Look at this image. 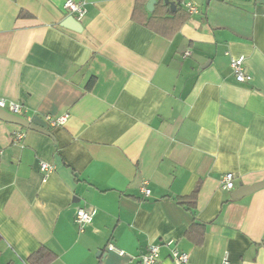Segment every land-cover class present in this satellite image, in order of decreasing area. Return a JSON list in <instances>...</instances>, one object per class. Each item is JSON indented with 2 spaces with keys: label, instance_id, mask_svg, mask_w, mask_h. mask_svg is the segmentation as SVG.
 I'll list each match as a JSON object with an SVG mask.
<instances>
[{
  "label": "crops",
  "instance_id": "crops-1",
  "mask_svg": "<svg viewBox=\"0 0 264 264\" xmlns=\"http://www.w3.org/2000/svg\"><path fill=\"white\" fill-rule=\"evenodd\" d=\"M65 1L0 0V99L47 131L0 120V264H264V185L231 198L264 184V0H74L80 32Z\"/></svg>",
  "mask_w": 264,
  "mask_h": 264
},
{
  "label": "built area",
  "instance_id": "built-area-1",
  "mask_svg": "<svg viewBox=\"0 0 264 264\" xmlns=\"http://www.w3.org/2000/svg\"><path fill=\"white\" fill-rule=\"evenodd\" d=\"M185 7L189 14L198 13V9L196 5L192 2L185 3ZM63 11L72 16L76 21H80L86 14L85 3L83 1H74V0H66L62 6ZM230 69L235 76L238 82H248L251 80L250 76L244 73V57H236L231 58L230 60ZM0 109L7 112L8 114L14 115L16 117L21 118L24 109L23 107L14 102H6L3 99H0ZM47 122L52 125H61L65 122L66 117H61L58 119H51L49 117L46 118ZM24 133L17 132L13 137L14 142H19L23 139ZM39 172L43 177L47 176L51 171H53V166L47 162L41 161L39 162ZM233 180L234 176L231 173H226L223 175L220 187L222 190L230 191L233 189ZM142 193L147 196L149 195V190L142 188ZM96 211L94 209H84L79 208L76 210L74 214V223L79 227V230H83L87 225L92 222V219L95 215ZM167 247L170 248L171 258L175 264H186L188 261V255L186 253L180 252L177 248L173 247V242H167ZM109 250L117 252L118 254H122L121 251L116 250L112 245H109ZM158 260V246L150 245L147 248V252L139 258V264H157ZM222 264H229L227 255L224 256L222 260Z\"/></svg>",
  "mask_w": 264,
  "mask_h": 264
},
{
  "label": "water",
  "instance_id": "water-1",
  "mask_svg": "<svg viewBox=\"0 0 264 264\" xmlns=\"http://www.w3.org/2000/svg\"><path fill=\"white\" fill-rule=\"evenodd\" d=\"M155 3V0H149L147 3V10L151 11L153 8V5ZM165 4H169L170 9L173 10L174 9V5L172 3H170L168 0H165ZM61 26L67 29H71L73 31L76 32H80L82 29L81 24L76 21L72 16H68L67 18H65L62 23ZM0 120L10 123V124H14L17 126H20L22 128L25 129H30V130H34L43 134H47V131L41 127H38L36 125L30 124L28 121H26L25 119L16 117L14 115L8 114L7 112L3 111L0 109ZM264 184H255L253 186H239V188H237L232 194H231V198L232 199H239L245 195H248L250 193H253L254 191L260 189L261 187H263Z\"/></svg>",
  "mask_w": 264,
  "mask_h": 264
},
{
  "label": "trees",
  "instance_id": "trees-1",
  "mask_svg": "<svg viewBox=\"0 0 264 264\" xmlns=\"http://www.w3.org/2000/svg\"><path fill=\"white\" fill-rule=\"evenodd\" d=\"M162 1L163 0H159V2L160 3H162ZM164 2V1H163ZM163 7H166L165 5H163ZM179 10L178 9H176V12H178ZM175 12V13H176ZM186 19H187V15L186 16H182L181 17V20H180V22L178 23V27L179 26H181L185 21H186ZM197 191V190H196ZM196 191L194 192V193H196ZM180 204H182V205H188V206H190V205H192V203H183V202H180ZM53 257V255L51 254V253H49L48 255H45V262H43V264H46V262H48L51 258ZM34 258H36V255L33 257V259Z\"/></svg>",
  "mask_w": 264,
  "mask_h": 264
}]
</instances>
